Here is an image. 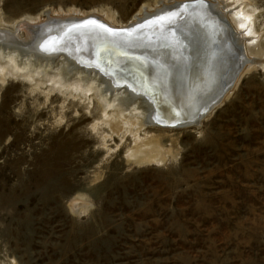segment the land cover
I'll use <instances>...</instances> for the list:
<instances>
[{"label":"rangeland","instance_id":"rangeland-1","mask_svg":"<svg viewBox=\"0 0 264 264\" xmlns=\"http://www.w3.org/2000/svg\"><path fill=\"white\" fill-rule=\"evenodd\" d=\"M173 1L0 0V24L47 12L125 27ZM220 1L244 66L194 124L145 119L133 136L61 78L0 79V264H264V0L228 2L252 47Z\"/></svg>","mask_w":264,"mask_h":264},{"label":"water","instance_id":"water-1","mask_svg":"<svg viewBox=\"0 0 264 264\" xmlns=\"http://www.w3.org/2000/svg\"><path fill=\"white\" fill-rule=\"evenodd\" d=\"M184 5H188V7L185 9L183 7ZM200 6H202V8L203 6L208 8L209 3L204 0L186 1L162 14L158 13L146 19L138 18L136 21L137 23L129 24L127 28L118 30L107 27L104 25V22L94 16L71 22L70 19L74 18H65L63 21H57L56 18H54L53 20L50 19L35 27L36 30L38 29L41 32L37 36V43H33L32 46L40 51V54L46 56L60 54H68L70 56L74 51L73 47L79 49V52L88 50L86 55L80 56L79 54H74L70 57L84 68L94 69L105 77H108L107 75L112 76V78L115 79L113 81L116 85L115 87H126L128 90L149 99L156 109V111H154L156 121L157 117L162 116L163 118V120H161L162 122L158 121L162 123L160 127L175 128L187 123L194 124L198 122L203 115L207 114L214 105L219 103L225 90L229 88L238 75L241 65L237 67L231 79H229L230 82L228 81V86L225 81L223 84L217 86L219 92L214 98H202L200 101L197 97V95H199L197 92L200 93L201 85H198L199 89L195 91V84L198 81H192L191 83V80H185L184 85L182 83L177 91L182 93L183 100L177 103L173 100L172 94H169L170 91H168V89L170 88L156 83L157 79L153 77L155 74L153 69H162V64H159L158 61V58L161 57L159 49H157L159 54L153 53L160 45L159 39H147L148 37H153L154 34L158 35V37L164 36L161 33L163 30L174 33L172 30L178 28V26H180V29L183 28L185 26L183 22H187L191 18H194L195 23L191 24L193 33L190 34L191 31L189 29V33L186 35L189 39L185 40L184 45H182L187 47L186 50L192 53L195 52L193 57L190 58L188 56L190 61L189 64L186 65L188 66L187 69L191 72H197L196 70H201L203 68V72L205 70L210 72V70L216 68V65L220 64L222 67L226 64L227 66L230 59V46L225 41V37H227V34H229V32L231 33V31L225 22H220L221 20H219V25V22L216 21L219 18L217 19L213 17L211 13L198 9ZM190 11H192L193 14H190ZM177 12L179 13L177 18H180L178 25H172L171 23L170 26L167 23L168 21L164 22L165 19L161 21V18H166L172 13ZM45 15L48 17L47 12H45ZM183 15H188L189 17H182ZM173 19H175V17ZM86 21H95L97 25H103V28L92 25L85 27ZM104 29H111L112 32L110 33ZM108 37H112L113 40H108ZM67 39L69 43L72 42L70 45L66 43ZM222 40L224 43L219 44L218 42ZM62 43H64L63 47H61ZM72 44H75V46H71ZM165 49L171 50L170 47L163 44L161 50ZM215 51H217V53H215ZM212 53H215L214 59ZM102 59L110 61L106 62ZM212 62H214V65ZM115 63H118V68L114 66ZM193 65L195 68H192ZM119 66H123L122 69ZM122 70H127L132 76L137 75L140 79L144 78V81L140 79L134 81L132 77L123 78L124 76L119 72ZM222 71L224 72V70ZM215 73V77H218V79L216 82H212L213 85H216L219 80L223 79V77L217 75V71ZM220 74L222 73L220 72ZM210 85L205 86L206 88L204 87V89H207ZM162 91H164V93ZM201 102L203 105H201ZM194 103H196L195 108H193Z\"/></svg>","mask_w":264,"mask_h":264},{"label":"bare ground","instance_id":"bare-ground-1","mask_svg":"<svg viewBox=\"0 0 264 264\" xmlns=\"http://www.w3.org/2000/svg\"><path fill=\"white\" fill-rule=\"evenodd\" d=\"M187 1H189V0H187ZM204 1H206V0H204ZM214 1L215 0H212L211 3L207 2V3H209L208 8H205L204 6L202 8V6H200V7H198V9H200L204 12H207V13H211V15H213V17H215L217 19L219 18L218 20H216L218 22H219V20H221L220 22H225L224 20H226L225 19L226 14L224 12H222L218 6H215ZM220 2L223 5V9H227V10L230 9V11H229L230 17L232 18L234 23H237L236 26H238L240 28L239 29L240 34L242 35V33H244V35L246 36V40L245 39L244 40L248 41L249 47H252L253 44L251 43L252 46H250V44H249L250 43L249 41L252 40L251 39L252 35H248L245 31L247 19H243V17H238V15H240V12H236L235 11L236 9L231 7V5L228 3V2H230V0H221ZM234 2L236 4V1H234ZM182 3L183 2H181V1H175V0L173 1V3H166V4L160 2L158 5H156V7L153 10H150L149 12H147V11L145 12L144 9H143V11H140L138 17L143 16L142 18L146 19V18H149L150 16L152 17L158 13L162 14L164 12H167L170 9H173L174 7H176ZM230 3H232V0ZM190 14H193V12L190 11ZM92 16H94V15H88V17H92ZM86 17L87 16L78 17V18L71 17L74 19H70V22L71 21H80ZM177 17L178 16H175V19H173L172 21H168L167 19H165L164 22L168 21L167 23L169 25L171 23H172V25H176V24L178 25L180 22L179 21L180 18L178 19ZM182 17H189V16L183 15ZM54 18H56L57 21H63V19H65L66 17L65 18L54 17ZM54 18H50V16L49 17L44 16V20L42 22H38V23H28V22H24V21H19L18 24L15 25V27L12 28L11 30L4 28L6 26H4L3 24H0V79H1V81L6 80V76L8 75L9 72H10V74H12V76H20L22 79L25 78V79H31V80H35V77H37L40 73V75H43L45 77V79L43 80L44 83H49V82L54 83L53 82L54 78H56V77L61 78L62 82L65 83V85L62 84V82H59V83H61L60 85H63V87L66 88L67 90L75 91V92L79 93V95H83L85 97H86V92H88V93L90 92L103 105L106 104L109 107H111V109L114 110V111H112V113H114L113 114L114 117L112 116L113 122H111V124L115 122L114 126L115 127L120 126V129L123 127L127 128V126L135 127L136 131H134L132 133L133 136H137L136 135L137 130L138 129L140 130L141 128L144 127V125L146 124V123H144L145 119H148V120L150 119L152 121L153 125H158L156 123L162 122L161 121V120H163L162 116L158 117L159 120L156 121L155 115H154V113H155L154 111H156V109H155V106L153 105V103L150 102L149 99H147L146 97H143L141 95H138L137 93H135L133 91L128 90V88H126V87H119V88L115 87L116 85L113 82L115 79H113L112 76L107 75L108 77H105L94 69L84 68L83 66L78 64V62L76 60H74L70 57V56H73L74 54L75 55L79 54L80 56L86 55L88 50H83L82 52H79L78 51L79 49H76V47H73L74 51L71 53L70 56L68 54H65V55L63 54L61 56L60 55L46 56V55L40 54V51H38L37 49L34 48V46H32L33 43H37V41H38L37 36L41 32L38 29L36 30L35 27L40 25L41 23H45L46 21H48L50 19L53 20ZM210 18H211V16H210ZM137 20L138 19H136L134 22L132 21L131 24L135 23ZM220 22H219V25H220ZM183 23L185 26L181 29L179 28L180 26H178V28L172 30L174 33H170V32L163 30L161 33L164 36L158 37V35L154 34L153 37H151V38L148 37L147 40L159 39V42H160V45L158 46V48H156V50L159 49V53H161V57L158 58V61H159V64H162V69H160V70L153 69V72H155L153 77L155 79H157L156 83H159L162 86L165 85V87L167 86L168 88H170V89H168V91H170L169 94H172L173 100L177 103L183 100L182 93H179L177 91L179 90V87H181L182 83L184 85L185 80L186 81L191 80V83H192V81L193 82L196 80L198 81L197 82L198 84L194 83L196 85L195 91H197V89H199L198 85H201L200 93L197 92V94H199V95H197V97L200 99V101L202 100V98H214L215 95L219 92L218 91L219 88L217 86L223 84L224 81L227 82V86H228V83L230 82L229 79H231V77H232L233 73L236 71L237 67L239 65H241L240 66L241 68L244 66V64L242 63L243 59H242V56L240 54L241 46H239L241 44V41H242V40H240L241 37H239V35H237L238 33H236L235 35H232L230 32H229V34H227V37H225V41L230 46V49H229L230 52L229 53L231 54V55L229 54L230 59L228 61L227 66H226V64H224L221 67V65L219 64V65L215 66L216 68H213L212 70H210V72L206 71V70H205L206 72L205 71L203 72V68L201 70H196L197 72H191V71H189V69H187L188 66H186V65H188L189 61H190L188 59V56L190 58L193 57V54L195 55V52L192 53V52L186 50L187 47L182 46V45H184L185 40L189 39L186 37L187 33H189V29L191 31L190 34L193 33L192 32L193 30L191 28V26H192L191 24L195 23V19L191 18L187 22H183ZM108 24L114 28H119V29L128 27V25H126L125 27H116V26H113L111 23H108ZM88 30H90V29H88ZM108 40L111 41L113 39H112V37H108ZM66 43H68L70 45L72 42L69 43L68 39H67ZM218 43L223 44L224 42L222 40L221 42H218ZM163 44L170 47L171 50H169V49L168 50H166V49L161 50ZM63 46H64V43L61 44V47H63ZM71 46H75V44H72ZM249 49L252 50V48H249ZM156 50H155V52L153 51L154 54L158 53V50H157V52H156ZM244 50L246 51V49H244ZM215 53H217V51H215ZM215 53H212L213 59L215 57V55H214ZM57 57H59V59ZM102 60L106 61V62L110 61L107 59H102ZM40 62H41V64H40ZM221 62H222V60H221ZM118 63L114 64V66L116 68H118ZM212 64L214 65V62H212ZM122 67H120V68L122 69ZM14 68H16V69H14ZM30 68H34L35 71L31 72V73H24V72H27ZM192 68H195V66L193 65ZM241 68H240V70H241ZM41 69H44V70L47 69L46 72H49L48 70H50V71L56 70L58 74H57V76H54L55 74L41 72ZM222 70H224V72ZM216 71H217V75L220 77H223V79L219 80V82L216 85H213L212 82L213 81L216 82L218 79V77H215ZM119 72L121 73L122 76H124L123 78L132 77V80H134V81H136L137 79H140L137 75L132 76L131 73L127 70H122ZM220 72L222 74H220ZM236 75H237V73H236ZM80 76H81L80 80H77V81H85L86 80L84 82L85 86L81 85V87H79L82 89L77 88L78 86H75V85L72 86L70 84V83L75 84L76 81H74V78H78ZM90 77H93V78H91L92 81L90 82L91 83L90 86L87 87V85L89 83V81H87V78H90ZM61 80H58V81H61ZM100 80H102V81H100ZM140 80L144 81V78L143 79L141 78ZM36 81H38V80H36ZM103 82L106 83L105 86H104ZM210 84H212V85H210ZM56 85H58V84H56ZM66 85H67V87H72V89H68L66 87ZM68 85H71V86H68ZM207 85H210L207 88L208 90L204 89V87ZM102 87H103V89H102ZM228 89L225 90V93ZM103 90H106V91L104 92ZM111 90L114 91L113 94L110 92ZM162 92L164 93V91H162ZM195 105H196V103H194L193 108H195ZM201 105H203L202 102H201ZM127 113H129V114H127ZM132 113H138V115H140L141 117H139V116L133 117L134 115L132 116ZM143 145L144 146L142 148H144V149L148 148L147 144L144 143ZM136 148H137L136 151L141 150V148H139V147H136Z\"/></svg>","mask_w":264,"mask_h":264},{"label":"snow or ice","instance_id":"snow-or-ice-1","mask_svg":"<svg viewBox=\"0 0 264 264\" xmlns=\"http://www.w3.org/2000/svg\"><path fill=\"white\" fill-rule=\"evenodd\" d=\"M185 9L188 7V5H184L183 6ZM179 15V13H172L171 15H169L168 17L166 18H161V21H163L164 19H167L168 21H171L175 16ZM161 21H157V22H161ZM89 25H92V26H95V27H100V28H103V25H97L95 21H86L85 22V27L89 26ZM105 31H108V32H112L111 29H104Z\"/></svg>","mask_w":264,"mask_h":264}]
</instances>
